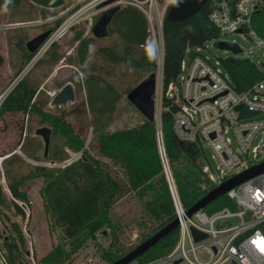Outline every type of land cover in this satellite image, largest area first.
<instances>
[{
	"label": "trees",
	"instance_id": "1",
	"mask_svg": "<svg viewBox=\"0 0 264 264\" xmlns=\"http://www.w3.org/2000/svg\"><path fill=\"white\" fill-rule=\"evenodd\" d=\"M67 1L0 0V12L9 15L23 6H28L37 17L47 19L51 16L50 11L63 8ZM222 1L233 0H207L197 14L182 22H167L164 19L162 28L164 88L177 79L180 64L185 57L192 59L198 56L197 50L203 49L206 42L218 39V34L210 27L208 17ZM251 29L258 39L264 41V10L252 17ZM52 32L53 30L50 31L51 34ZM108 32L114 34L118 41L113 46L97 50L103 61L113 68L120 67L136 72L139 78L135 85L142 78L156 73V52L153 44H146L147 22L138 10L130 6L120 7L112 18ZM93 40L83 38L82 32L74 34L72 39L74 63L81 74L80 82L90 118L92 137L87 145L66 122L63 113L52 115L35 104L34 99L39 85L30 79L32 71L24 74L22 70L34 60L37 51L25 56L16 81L0 104V118L15 114L26 117L35 115L50 126L51 137L57 141L49 144L47 156L43 158L45 161L61 164L69 158L65 150L73 153L82 151L80 159L65 167L32 166L27 175L9 181L6 187L11 199L7 198L0 185L2 226L0 240L6 250L9 264H22L27 251L18 223L11 221L6 212L12 207L15 216L24 218L23 211L14 200L31 207L24 189L34 179L42 181L39 190L42 213L49 222L50 230L57 233V243L38 261L40 264H70L72 258L108 226L112 209L128 195H134L141 202L144 215L151 223L140 234L137 245L176 219L156 143V124L142 118L141 122L131 127L111 129L118 104L133 88L118 90L101 75L96 65H88L89 47ZM62 59V55L57 51V45L53 44L46 51L44 58L35 63L33 69L42 66L50 70ZM218 62L229 84L238 94L252 91L264 78V72L247 58L229 57ZM168 105L169 111L161 114L164 150L180 205L188 211L213 190V186L202 173V156L194 162L179 148V141L172 132V114L176 108L170 106L169 101L163 98L162 106ZM23 128L22 125L19 127V140L10 156L1 163L6 177L10 174L6 167H11L13 161L19 159L18 155L13 153L17 148L31 160L39 161L35 154L27 153L24 147L26 139H22ZM93 150H96L97 156L104 161L92 155ZM224 208L235 209L226 196L208 204L203 210L207 214H212ZM30 225L31 220L29 221L31 234ZM260 230L264 233V224L260 226ZM177 237V228L172 229L134 262L148 264L164 257L174 248ZM112 239V243L101 256L107 264L117 261L136 247L126 248L120 245L117 238Z\"/></svg>",
	"mask_w": 264,
	"mask_h": 264
},
{
	"label": "built area",
	"instance_id": "2",
	"mask_svg": "<svg viewBox=\"0 0 264 264\" xmlns=\"http://www.w3.org/2000/svg\"><path fill=\"white\" fill-rule=\"evenodd\" d=\"M107 1L110 0H91L73 9L60 31L71 28L84 14L92 16V11H97L98 6ZM175 2L165 0L160 4L158 0H115L101 8L105 11L113 7L130 6L138 10L147 22L146 44H153L156 56L160 59L153 96L156 143L175 209L178 237L174 248L167 255L148 264H264V233L260 230L264 224V173L225 193L224 196L235 206L233 210L224 208L208 215L201 209L188 217L180 205L164 150L161 114L168 112L170 107L162 106V99H167L170 106L176 108L172 114V132L176 139L194 144L202 159V148L205 146L209 149L219 174L215 175L204 159L202 173L214 189L234 175L264 163V78L252 91L238 94L229 84L219 62L212 65L208 59L198 55L192 59L185 57L177 79L164 88L162 28L167 11ZM261 10H264V0L220 2L208 17L210 27L218 34L214 42H225L226 36L236 34L264 50V41L258 39L251 29L252 17ZM60 31L50 34L41 49L48 48L53 39L61 34ZM234 57L245 59L246 55L243 57L241 51ZM5 94L0 96V104ZM65 151L69 156L66 161L61 164L49 163L48 166L65 167L82 156V151ZM7 157L0 158V169ZM2 189L11 199L7 187ZM14 202L24 214V218L18 217L15 222L30 246L22 264H40L31 252L30 208L25 203ZM193 231L205 235V238L195 240ZM249 231L251 233L248 236L235 243L238 237ZM0 264H9L1 240Z\"/></svg>",
	"mask_w": 264,
	"mask_h": 264
},
{
	"label": "rangeland",
	"instance_id": "3",
	"mask_svg": "<svg viewBox=\"0 0 264 264\" xmlns=\"http://www.w3.org/2000/svg\"><path fill=\"white\" fill-rule=\"evenodd\" d=\"M91 0H68L63 8L52 10L47 19L37 17L35 12L28 6L4 15L0 12V96L8 91L16 81L20 72L23 60L28 54L26 43L37 36L53 30L56 34L64 21L73 13V9L80 8ZM103 11L97 8L92 16L84 14L81 19L71 28L60 31L48 48L38 49L37 56L22 71L24 74L31 72L30 79L39 89L34 99L38 107L49 114H64L65 120L71 125L74 132L80 136L87 145L91 140V129L89 127V114L85 103V94L81 86V74L78 71L75 62V51L72 48L73 35L82 32L83 38L94 39L90 43L88 54V65H96L103 77L112 83L118 90L124 91L127 88H134L139 78L136 72L124 68L111 67L103 61L97 54V50L103 47H110L117 44V37L109 33L104 39H95L92 36V27L100 17ZM59 24L57 25V22ZM229 46L235 44L242 51L243 57L252 61L262 72H264V50L258 48L255 43L249 39L242 38L236 34H230L224 38ZM56 44L57 51L63 59L48 70L47 67L39 66L34 68L35 63L44 58L46 51ZM199 55L209 60L214 65L220 59L234 57L230 51L219 50L217 43L206 42L203 49L198 51ZM160 59L157 56V63ZM71 86L74 92V101L68 102L63 106H53L52 100L65 86ZM140 113L128 103L126 96L118 104L117 111L113 115L111 129H122L138 124L142 120ZM23 126L22 139H26L25 149L27 153L35 154L38 162L31 160L23 151L17 148L13 151L19 157L13 161L8 177L4 176L3 169H0V185L2 188L14 179H19L28 174L32 166H48L50 162L44 158V143L41 137L35 134L37 129L50 126L42 122L37 116L29 117L21 114L5 115L0 118V158L10 156V153L19 140V127ZM57 140L51 137L50 145ZM50 147V146H49ZM233 147L234 144H233ZM203 159L206 160L215 175L219 174L217 164L213 160L208 148H202ZM91 154L97 156L96 150ZM104 161L103 158H99ZM202 159V160H203ZM57 166H54V168ZM42 181L34 179L25 187L31 205V252L36 261H39L52 247L57 243V233L50 230L47 218L42 213V200L39 194ZM6 215L11 221H17L13 208L10 207ZM210 215V214H208ZM109 223L106 228L100 231L94 241L88 242L73 258L70 264H107L101 259L102 252L112 243L113 238H117L123 247L137 246L140 234L151 224L145 217L141 202L134 196L128 195L122 198L112 209L109 217ZM2 227V226H0ZM26 243V251L29 249Z\"/></svg>",
	"mask_w": 264,
	"mask_h": 264
},
{
	"label": "water",
	"instance_id": "4",
	"mask_svg": "<svg viewBox=\"0 0 264 264\" xmlns=\"http://www.w3.org/2000/svg\"><path fill=\"white\" fill-rule=\"evenodd\" d=\"M115 0H110L105 3H102L98 6V9L104 8L107 5L111 4ZM165 0H158V3H163ZM207 0H179L172 4L167 11L166 21L167 22H182L190 18L191 16L197 14L199 10L205 5ZM119 11V7H113L103 11L96 21V23L92 27V36L95 39H104L108 36V27L112 21V18L116 12ZM50 31L45 32L36 38L30 40L26 43V49L29 54L35 53L40 49V47L45 43V41L50 36ZM217 47L219 50L230 51L233 55L239 54L241 51L237 45L229 46L225 42L217 43ZM264 67V66H262ZM155 85H156V77L155 74L148 75L145 79H143L137 86H135L126 96L127 101L140 113V115L147 121H154V99L153 96L155 94ZM74 101V92L71 86H65L52 100L53 106H63L68 102ZM35 134L43 140L44 143V158L47 156L51 130L49 128L43 127L37 129ZM179 148L181 151L192 161L196 162L200 154L198 153V149L194 144L179 142ZM264 173V163H261L255 167H252L246 171H243L233 177L224 181L221 185L211 190L207 195H205L202 199H200L191 209L186 211L188 217H191L193 214L198 212L201 209H204L208 204L216 201L218 198L222 197L229 190L241 185L246 182L250 178ZM178 227L177 219L173 221V223L163 227L158 232H156L153 236L149 237L135 248L130 250L123 257L118 259L117 261L111 264H130L134 262L136 259L145 254L150 248H152L161 238L167 235L172 229H176ZM251 232H246L240 237H238L235 243H239L246 236H248ZM193 235L195 240H201L205 238V235L199 234L193 231Z\"/></svg>",
	"mask_w": 264,
	"mask_h": 264
},
{
	"label": "bare ground",
	"instance_id": "5",
	"mask_svg": "<svg viewBox=\"0 0 264 264\" xmlns=\"http://www.w3.org/2000/svg\"><path fill=\"white\" fill-rule=\"evenodd\" d=\"M35 60V59H34ZM32 64V63H31Z\"/></svg>",
	"mask_w": 264,
	"mask_h": 264
}]
</instances>
